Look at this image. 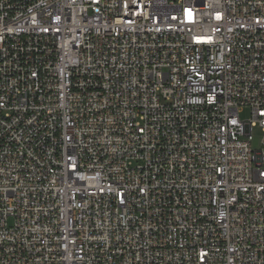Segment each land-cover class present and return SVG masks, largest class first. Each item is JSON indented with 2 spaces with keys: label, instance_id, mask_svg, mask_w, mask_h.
I'll return each mask as SVG.
<instances>
[{
  "label": "built area",
  "instance_id": "2783aa9c",
  "mask_svg": "<svg viewBox=\"0 0 264 264\" xmlns=\"http://www.w3.org/2000/svg\"><path fill=\"white\" fill-rule=\"evenodd\" d=\"M256 127L264 0H0V264H264Z\"/></svg>",
  "mask_w": 264,
  "mask_h": 264
},
{
  "label": "rangeland",
  "instance_id": "374dc122",
  "mask_svg": "<svg viewBox=\"0 0 264 264\" xmlns=\"http://www.w3.org/2000/svg\"><path fill=\"white\" fill-rule=\"evenodd\" d=\"M249 110L245 109V112L243 114H248ZM264 138V133L260 130L259 127H256L253 131V137H252V144L254 149H257L260 147V143L262 139Z\"/></svg>",
  "mask_w": 264,
  "mask_h": 264
}]
</instances>
